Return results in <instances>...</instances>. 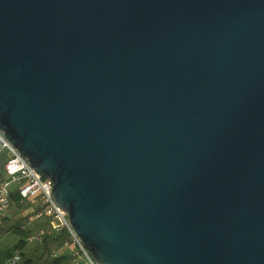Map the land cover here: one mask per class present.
<instances>
[{"label":"water","instance_id":"1","mask_svg":"<svg viewBox=\"0 0 264 264\" xmlns=\"http://www.w3.org/2000/svg\"><path fill=\"white\" fill-rule=\"evenodd\" d=\"M0 132L97 264H264V0H0Z\"/></svg>","mask_w":264,"mask_h":264},{"label":"built area","instance_id":"2","mask_svg":"<svg viewBox=\"0 0 264 264\" xmlns=\"http://www.w3.org/2000/svg\"><path fill=\"white\" fill-rule=\"evenodd\" d=\"M0 143L9 154L4 165L5 178L0 181V221L12 206V194L17 193L21 207L27 208L22 213L26 222L21 227L31 232L27 245L41 244L47 237H59L61 244L53 250L52 258L65 257L67 264H97L71 226L67 213L56 204L52 196L53 183L38 173L1 132ZM36 221H42V227L30 230L29 226ZM21 261L22 254L17 252L4 264H20Z\"/></svg>","mask_w":264,"mask_h":264},{"label":"rangeland","instance_id":"3","mask_svg":"<svg viewBox=\"0 0 264 264\" xmlns=\"http://www.w3.org/2000/svg\"><path fill=\"white\" fill-rule=\"evenodd\" d=\"M9 158V154L6 150L1 148L0 143V181L5 178L4 165ZM10 210L7 212L4 219L0 221V248L3 249H11L15 247L20 241L19 236L14 234V226L16 224L23 225L26 222L24 217L22 216L23 211L26 209L18 206L17 204H11ZM6 218V220H5ZM43 221V220H42ZM42 221H36L29 226L31 229H38L39 226H42ZM52 250H54V246L50 245V249L48 253H43L42 247L39 244H31L27 245L25 251L26 256H22V261L20 264H24L25 260L32 259V264H46L51 260Z\"/></svg>","mask_w":264,"mask_h":264},{"label":"trees","instance_id":"4","mask_svg":"<svg viewBox=\"0 0 264 264\" xmlns=\"http://www.w3.org/2000/svg\"><path fill=\"white\" fill-rule=\"evenodd\" d=\"M11 203L12 204L15 203L18 206H21L20 205V198H19L17 193L12 194ZM5 220H6V218H5ZM24 220H25V218H24ZM21 227H22V225L16 224L14 226V229H13L14 234L19 236V238H20V241L18 242V244L11 249L0 248V264H4L7 260L12 258L17 252H21L23 257L26 256L25 252H23V251H25V249L27 247L26 239L31 232L30 231H24V230H22ZM39 227H42V226H39ZM60 244H61V238H59V237H47L43 243L39 244V246L42 247L43 253L46 254L49 252L50 245H53L54 249H55V248H58L60 246ZM31 260L32 259L25 260L24 264H32ZM46 264H67V262H66L65 257H62L59 259L51 258V260L49 262H47Z\"/></svg>","mask_w":264,"mask_h":264}]
</instances>
